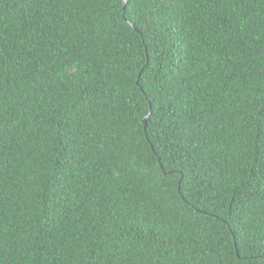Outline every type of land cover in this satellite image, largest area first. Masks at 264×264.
Masks as SVG:
<instances>
[{"label":"trees","instance_id":"16d2710c","mask_svg":"<svg viewBox=\"0 0 264 264\" xmlns=\"http://www.w3.org/2000/svg\"><path fill=\"white\" fill-rule=\"evenodd\" d=\"M127 12L0 0V264H264V0Z\"/></svg>","mask_w":264,"mask_h":264},{"label":"snow or ice","instance_id":"6c2138e0","mask_svg":"<svg viewBox=\"0 0 264 264\" xmlns=\"http://www.w3.org/2000/svg\"><path fill=\"white\" fill-rule=\"evenodd\" d=\"M121 3H122V6L125 8V16L127 17L129 15V13L127 12V9L129 5L135 3V0H121ZM151 118H152L151 112L145 114V119H144L145 126H147V123Z\"/></svg>","mask_w":264,"mask_h":264},{"label":"water","instance_id":"95a60500","mask_svg":"<svg viewBox=\"0 0 264 264\" xmlns=\"http://www.w3.org/2000/svg\"><path fill=\"white\" fill-rule=\"evenodd\" d=\"M144 119H145V117H143V119H142V121H143V125H144V128H145L146 126H145V124H144Z\"/></svg>","mask_w":264,"mask_h":264}]
</instances>
